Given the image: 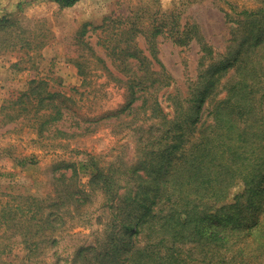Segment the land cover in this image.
Instances as JSON below:
<instances>
[{
	"label": "trees",
	"instance_id": "trees-1",
	"mask_svg": "<svg viewBox=\"0 0 264 264\" xmlns=\"http://www.w3.org/2000/svg\"><path fill=\"white\" fill-rule=\"evenodd\" d=\"M53 1L68 8L81 0ZM235 17L232 23L237 27L230 28L235 35L213 66L183 90L168 94L170 112L157 97L173 81L164 67L153 69L152 50L146 55L137 45L138 25L115 26L113 37L102 43L106 55L122 65L124 76L116 79L128 91L125 104L103 119H114L116 126L133 132L135 156L107 170L89 162L88 184L103 197V214L97 221L105 226L93 232L94 242L77 247L72 264H264V3ZM164 27L153 26L150 41ZM197 28L176 22L172 33L179 45L198 42L204 54L213 53ZM112 41L116 44L111 46ZM215 90L217 95L224 92L223 98L215 100ZM59 95L46 90V83L34 81L13 102L20 106L19 113L32 97L39 107L50 108L39 126L43 134L66 110L56 99ZM150 121L148 131L145 125ZM197 126L196 137L192 130ZM92 131L86 127L83 133ZM32 162L26 157L17 164ZM51 170L53 179L64 186L63 194L57 191L58 200L46 209L38 204L18 208L21 215L31 214L35 223L28 231L35 228L33 235L46 227L56 229L72 207L76 216L89 217L82 208L91 197L79 188L74 164L56 162ZM237 184L243 192L231 202Z\"/></svg>",
	"mask_w": 264,
	"mask_h": 264
},
{
	"label": "rangeland",
	"instance_id": "rangeland-1",
	"mask_svg": "<svg viewBox=\"0 0 264 264\" xmlns=\"http://www.w3.org/2000/svg\"><path fill=\"white\" fill-rule=\"evenodd\" d=\"M12 1L0 3V264H72L77 247L92 242L93 232L105 226L97 221L103 214V197L88 184L89 162L107 170L120 159L135 156L133 132L116 126L114 119H103L125 104L128 91L116 79L124 76L122 65L106 55L102 43L113 37L115 26L128 27V22L138 25L137 45L146 55L152 50L156 58L153 69L164 67L173 81L157 97L163 110L170 112L168 94L183 90L186 83L197 81L210 69L235 35L230 28L237 27L232 23L236 13L256 9L264 0H81L68 8L58 7L53 0ZM176 22L197 25L202 43L214 52L204 54L198 42L179 45L172 33ZM162 24L165 29L150 41L153 26ZM113 43L116 41L110 45ZM26 69L31 72L25 84L20 79L10 81L14 71L18 74ZM68 70L73 76L65 81L63 75ZM34 81L58 92L56 99L66 108L62 119L43 134L39 126L51 113L50 108L39 107L38 99L32 97L25 102L26 110L19 113L20 106L13 102ZM212 93L215 100L224 96V92L217 95V90ZM6 116L14 119L6 122ZM87 120L97 122L90 125ZM151 123L145 125L146 130ZM86 127L93 131L83 133ZM199 128L192 130L196 137ZM26 157L33 162L19 166L18 160ZM56 162L74 164L79 188L91 197L82 208L89 217L76 216L72 207L71 215H64L56 229L46 227L45 232L33 235L35 228L28 231L35 223L29 219L31 214L21 215L18 208H35L37 204L45 208L58 200L57 191L63 194L64 186L52 176L51 166ZM242 192L243 186L235 185L231 202ZM62 210L68 208L63 206Z\"/></svg>",
	"mask_w": 264,
	"mask_h": 264
},
{
	"label": "crops",
	"instance_id": "crops-1",
	"mask_svg": "<svg viewBox=\"0 0 264 264\" xmlns=\"http://www.w3.org/2000/svg\"><path fill=\"white\" fill-rule=\"evenodd\" d=\"M2 0H0V3H2L1 2ZM11 1V0H10ZM13 1H17V0H13ZM12 1V2H13ZM54 2V1H53ZM57 4V3H56ZM17 5V4H16ZM57 6L59 7V5L57 4ZM5 16V15H4ZM70 71H71V69H70ZM16 71H14V73H13V77L12 78H10V81L12 82L13 80L15 81V80H22V83L23 84H25L27 81H28V77H29V73L31 72L30 71V69H26V70H22V72H20V73H15ZM7 73V72H6ZM65 74L63 75V77H64V79H65V81H67V79H69V78H71L72 76H73V73H71L70 74V76H69V70L67 71V72H64ZM15 74H17L18 76H16L17 77V79L16 78H14L15 77ZM11 82H9L10 84H11ZM3 84V83H2Z\"/></svg>",
	"mask_w": 264,
	"mask_h": 264
}]
</instances>
